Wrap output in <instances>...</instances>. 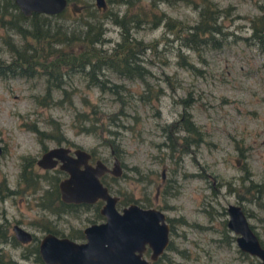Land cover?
<instances>
[{"label": "rangeland", "instance_id": "374dc122", "mask_svg": "<svg viewBox=\"0 0 264 264\" xmlns=\"http://www.w3.org/2000/svg\"><path fill=\"white\" fill-rule=\"evenodd\" d=\"M215 1L226 7L225 14L217 18L221 31L216 36L221 38V44L203 48L201 57L179 45L161 24H143L132 31L143 40L156 38L154 49H145L142 62L150 71L147 79L153 85L159 84L162 91L146 102L131 95L126 113L121 115L123 124L113 126L115 133L78 131L71 107L35 103L31 94L42 90L41 77H0V180L22 185L18 181L22 161L37 157L43 142L47 146L54 141L51 137L39 140L31 125L55 132L50 119L58 122L63 144L72 142L92 149L108 164L109 146L113 148L121 160V172L115 179H105L119 198L133 200L147 192L154 204H164V212L173 224L169 233L171 246L164 249L156 264H255L259 260L256 256L244 254L233 239H223L221 219H226V203L237 202L264 244V185L255 188L264 179V51L250 38H244L250 33L249 16L259 11L258 5H264V0ZM79 6L75 2L69 10L74 13ZM158 6L187 22L196 17V8L190 2L158 1ZM103 24L102 46L106 47L119 37V27L109 20ZM177 47L196 67L182 63ZM0 54L8 57L6 50ZM107 74L130 90L142 87L137 78L119 77L112 71ZM63 85L75 86V100L78 93H85L104 110L116 108L108 91L86 86L77 74ZM187 89L192 96L187 109L201 130V138L189 145L173 140L174 148L168 156L169 130L185 133L171 122L183 108L176 97ZM34 169L40 171L37 165ZM164 178L170 180V191L161 197L159 188ZM34 198L30 192L20 197L16 193L0 196V213L18 218L22 226L39 236L42 230L28 223L46 221L38 219L45 211ZM93 211L90 205L63 212L56 223L58 231L67 233L69 226H82ZM179 218L184 222L178 223ZM0 245L4 249L0 264H40L32 255L21 256V242L5 241Z\"/></svg>", "mask_w": 264, "mask_h": 264}, {"label": "trees", "instance_id": "16d2710c", "mask_svg": "<svg viewBox=\"0 0 264 264\" xmlns=\"http://www.w3.org/2000/svg\"><path fill=\"white\" fill-rule=\"evenodd\" d=\"M158 1L170 3L172 0H105L104 6H97L94 0H67L66 6L57 12L31 11L24 15L13 0H0V51L6 50L8 53L7 58L0 54V77H41L42 90L31 94L35 103L71 107L75 119L74 126L78 131L115 133L117 130L113 126L123 124L121 115H125V105L131 95L146 102L157 98L162 91L159 84L153 85L147 79L150 71L142 62L145 59V49L153 50L156 38L143 40L136 37L132 33L136 27L143 24H161L163 29L177 38L179 45H184L198 56L203 48L221 44V38L216 36V33L221 31L217 18L225 14L226 7L219 6L215 0H183L193 3L196 8V17L187 22L168 14L158 6ZM75 2L80 6L72 13L69 7ZM258 8L259 11L248 18L250 33L244 38H250L264 51V5L261 3ZM105 20L119 27V37L106 47L102 46L105 40ZM176 53L182 58L184 65L196 67L190 59L185 58L178 47ZM107 71L115 72L119 77L137 78L142 87L139 90H130L121 81L111 79ZM74 74L82 78L86 86H95L99 92L108 91L116 108L104 110L96 100H91L85 93H78L75 100V86L63 85L65 81L69 83ZM191 97L188 89L176 97V100L183 104V108L171 125H177L176 127L182 128L185 133L176 134L173 128L169 130V143H166L169 147L168 156L174 148L171 144L173 140L179 141L181 145H189L196 144L201 138V130L192 121L187 109ZM132 115L136 116L134 113ZM48 122L56 128L55 132L38 128L31 122V128L37 132V138L41 140L42 137H51L56 141L64 139L59 132L58 122H52L50 119ZM183 148L181 146V149ZM30 160L31 157H28L20 165L18 181L22 183L19 187L23 189L28 188L29 183H32L30 187L36 186L37 176L30 167ZM101 178L107 183L104 175ZM1 183L3 184L2 180ZM260 185H264V179L262 184H255V188L260 189ZM62 207L66 208V212L71 203L62 202ZM182 222L184 220L179 218L178 223ZM221 225L223 239L226 242L232 240L234 236L226 227L224 219H221ZM172 230L173 227H170V232ZM1 238L4 241L12 239L13 244L19 243L13 236L0 234ZM260 242L264 245L261 240ZM29 246V254L34 260L42 263L36 243L32 239ZM169 246L170 240L166 248ZM156 262L157 260H154L150 264ZM255 264L261 263L258 260Z\"/></svg>", "mask_w": 264, "mask_h": 264}, {"label": "water", "instance_id": "95a60500", "mask_svg": "<svg viewBox=\"0 0 264 264\" xmlns=\"http://www.w3.org/2000/svg\"><path fill=\"white\" fill-rule=\"evenodd\" d=\"M13 1L24 15L31 11L57 12L67 3V0ZM94 1L98 6L104 5V0ZM67 149L68 146L63 144L49 146L40 153L36 162L48 166L58 158V165L66 171L57 181L60 198L75 202H91L100 198L99 211L104 218L85 224L82 240L50 231L42 233L37 242L41 261L45 264H148V257L142 253L144 245L151 248L149 258L153 259L168 241V224L163 211L154 206H140L133 201L117 208L116 194L111 193L100 179L105 170L112 174L120 173L117 156L112 157L110 165L99 157L92 163L86 160L88 151L85 148L74 146L72 153ZM225 212V225L233 233L236 246L264 264V245L240 204L227 202ZM13 230L14 236L21 241L31 237L30 231L18 224H14Z\"/></svg>", "mask_w": 264, "mask_h": 264}, {"label": "flooded vegetation", "instance_id": "af4514ba", "mask_svg": "<svg viewBox=\"0 0 264 264\" xmlns=\"http://www.w3.org/2000/svg\"><path fill=\"white\" fill-rule=\"evenodd\" d=\"M104 5H105V0H104ZM61 140H63V139H61ZM61 140L56 141L54 139L53 143L51 145H47V146H45V143L43 142L41 145L42 150L40 151V153L49 146L56 145V144H63V143H61ZM63 145L68 146V149H67L68 153H72V148L74 146H80V145L72 143V142H70L68 144H63ZM86 150L88 151V156L86 158V160L88 162L93 163L95 158H97V157H99L100 159L103 160V158L99 154L95 153V151H93L92 149H86ZM40 153H39V155H40ZM109 153L111 155V160H112V157L115 156L116 154L114 153L113 148L110 146H109ZM37 157L32 156L31 160H30L31 161L30 167H31V169H33L35 171V176H37V177H35L37 179L36 180V186L30 187L32 185V183H29V184H27L28 188L23 189L22 187H19V183L5 184L3 182V184L2 183L0 184V196L1 197L3 195L13 196V194L16 193V194H19V197H20L21 194H23V193H28V192L32 193L35 197L34 198L35 203L38 205V207H40L42 210L45 211L44 214L40 213V216L38 217V219H43L46 221L44 223H41V222L36 221V220H30V222L28 221V223L36 224L38 227L36 225L35 226L37 228H40V230H42L40 235L46 231H50V232H53L55 234L67 235V236L74 238L76 240L84 239L82 227L89 222L100 221L104 218L103 214L99 211V206L102 202V199L96 198L95 200H93L91 202H89V201H77V202H75V201H64V200H62L60 198V195H59V189H58L57 181L66 174V171L58 165V162H59L58 158H56V161L52 165L43 166V165H40L36 162ZM117 158H118V163H119V166L121 169V160L119 159L118 156H117ZM103 161L107 165L111 164V161H110V164H108V162L106 160H103ZM36 165L39 167L40 171H37L36 169H34V166H36ZM162 171L163 170L160 171V174H163ZM120 172H121V170H120ZM119 174H112L111 172L105 170L100 175V179L102 180L101 177L103 175L108 176L110 179H115ZM43 180L45 182L44 185L41 184L42 183L41 181H43ZM102 182H103V180H102ZM103 183L106 184L108 190L111 193L116 194L115 205L117 208H119L120 206H122V205H124L130 201H133V202H136L137 204H139L140 206H154V207L161 209L164 213V219L166 220V222L168 224V241H169V239H170L169 238L170 227H173L172 226L173 224H172L171 217L164 212V209H163L164 204L163 203L154 204V202L151 198L152 196L150 194H148L147 192H144V194L140 198H135L133 200H127L126 198H119L118 193H116L112 190V188L108 184V182L107 183L103 182ZM169 186H170V180H165V178H164L163 184H161V187L159 188V192H160L161 197H163L166 193H168L170 191ZM15 189H17V190H15ZM21 192H23V193H21ZM119 200L123 201V203H120ZM62 202L71 203V207L69 210L74 209V208L78 209L81 206H84V207L88 206L89 207L90 205H93V208H94L93 215L88 219L89 221L87 223L83 224L82 226H69L70 230L67 233H64L63 231H58L59 227L57 226L58 224H56V223L61 218L62 213L65 212L64 209H66V208L62 207ZM48 215H50V216H48ZM19 221L20 220L18 218H15L12 216L8 217V216H6V214L4 212H1L0 213V234H2L4 236H10V237L13 236L15 238V240H17L18 242H21L22 248L20 250V254H21V256H24L27 258L30 256L28 250L30 249L29 245L31 244V239L34 243H36V246H37L38 238L40 235L36 236L37 234H35L32 230H29L26 228L27 230L30 231V234H31L30 239L26 240V241H21V240L17 239L14 236L13 226H14V224H18V225L22 226ZM22 227H24V226H22ZM33 238H34V240H33ZM8 241L13 242L12 239L8 240ZM168 241H167V244H168ZM4 242L5 241L3 240V238H1L0 243H4ZM167 244L165 245L163 250L160 253H158L157 256L153 259L149 258V252L151 251V248L147 244L144 245L142 253L145 257H148V264H150L152 261L158 259L159 255L164 251ZM2 245H0V252H4ZM40 264H45V263L42 262Z\"/></svg>", "mask_w": 264, "mask_h": 264}]
</instances>
